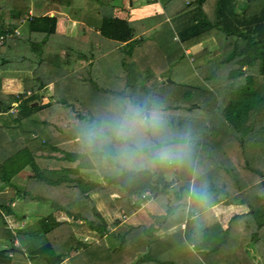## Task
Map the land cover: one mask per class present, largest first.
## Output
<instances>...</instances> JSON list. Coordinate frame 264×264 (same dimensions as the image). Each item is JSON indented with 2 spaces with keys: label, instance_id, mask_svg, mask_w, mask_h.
<instances>
[{
  "label": "trees",
  "instance_id": "trees-1",
  "mask_svg": "<svg viewBox=\"0 0 264 264\" xmlns=\"http://www.w3.org/2000/svg\"><path fill=\"white\" fill-rule=\"evenodd\" d=\"M33 1L67 8L75 34L55 31L54 15H28ZM146 3L161 12L129 20L113 13L123 0H0V70L36 69L44 85L55 79L40 91L38 77L24 76L21 93H0V185L23 201L48 203L99 237L82 246L67 221L47 214L31 243L14 246L21 232L7 228L3 210H11L0 199V240L10 245L0 246V264H58L64 257L69 264H250L246 246L264 261V0ZM206 39L216 41L219 56L210 61L205 49L192 55L198 87L157 79L154 71ZM189 90L196 95L185 97ZM131 105L158 110L188 145V161L170 166L173 184L158 165L129 171L109 162L116 172L103 174V183L78 174L87 156L100 158L85 148L83 130ZM27 167L19 189L11 180ZM91 195L125 216L149 199L158 211L109 232L119 221L107 225ZM216 203H243L248 211L221 229L208 209ZM179 224L183 229L161 238L149 231Z\"/></svg>",
  "mask_w": 264,
  "mask_h": 264
},
{
  "label": "rangeland",
  "instance_id": "rangeland-1",
  "mask_svg": "<svg viewBox=\"0 0 264 264\" xmlns=\"http://www.w3.org/2000/svg\"><path fill=\"white\" fill-rule=\"evenodd\" d=\"M132 1H133L131 2L132 5H129V0H123V6L122 8H120L121 10L118 7L114 8V15L117 17L129 18L132 16L139 17L142 15L155 12L154 6H157V5H153L154 3L152 4L146 3V0H132ZM237 2H235V8L239 7V3ZM134 6H139V8L133 10V8H135ZM160 10H161V7H160ZM49 13L51 14V16L54 15L56 17L55 31L59 33L64 32V31L69 32L71 33L70 34L71 36L75 34L77 23L73 21L72 19H70L67 13V8L61 7V6L49 5L45 2H39V1L31 2V9L29 10L28 15H42V14H49ZM168 24L171 27L172 25L175 26V23L173 20H169ZM173 39L177 41L176 35L174 36ZM195 45L189 49V52H186V53L184 52V57L178 58L176 60L169 62L161 70L154 71V74H156L157 79L161 80L162 78H165V79L170 78V81H174L176 84L183 85L184 88L191 87V89H193V87H198L202 83V81H201L200 76L196 74L195 71L190 66V60L192 58V55L195 52L205 49L208 51L207 57L210 58V61H211L212 59L219 56L218 54L219 45L216 43L215 40L214 41L204 40L200 43L199 46L195 47ZM207 72H209V69H207ZM28 73L29 72H26V71H1L0 70V82H3V86H6V85L10 86V82L15 80V79H12L11 77L13 78L18 77L20 78V81L22 84L23 77L28 76L29 75ZM34 73H36V69L34 70ZM34 75L38 77L40 87L43 85V86H46L48 89H50L51 87V84L49 85L50 82L44 85L38 73ZM22 88H23V84H22ZM192 95L193 96L196 95V92H194V90L192 91L189 90V92L185 93V97L192 96ZM43 101H45V99H43ZM13 106H15V104H13ZM16 108L17 107H14L13 109L16 110ZM86 159L87 161L91 162V165L95 168V170L93 171L87 170L89 171L87 172L88 174L82 171V173H84L83 174L84 177H88L91 180L97 179L98 181L103 183L104 182V178L102 177L103 174L112 176L116 172V169H112L110 165H107L106 163H104L100 158H96L90 155V156H87ZM158 170L165 182L171 183V184L174 183L176 177L173 172V169L170 166L158 165ZM26 175L27 173L26 174L21 173L20 175H18L17 182L23 181ZM150 197H152V194L150 195ZM0 199L4 201L5 205H8L10 210L15 215V216L11 215L12 214L11 213L9 215H4V217H5V222L7 224L8 229H11V231L15 234L19 233V231L21 232L20 236L17 238V243H21L22 246H25L27 243H31V241H33V239L35 238V235L40 231L39 229L40 219L39 218L44 217L48 212L51 211L50 210L51 208L49 207L48 203L23 201L20 198H17L16 195L14 196V189L12 187H8L6 185H0ZM149 200L150 201L142 208L145 211L150 206L151 199ZM70 206L72 207V203L70 204ZM52 213L55 215L56 220L61 221L62 219H64L62 215L63 212L56 213V211H53ZM104 215L106 218L109 219L108 214L104 212ZM136 220H141V218H139L136 213L133 214L132 217L129 219L121 218V223H120L121 225L119 224L120 226L118 225L116 227V230L117 231L125 230L127 225L131 224L132 222H135ZM142 220L145 221L143 217H142ZM71 231L77 239H80L81 242L82 241L90 242L91 240L98 239L97 236H95L92 232H89L87 230L84 224L72 222ZM22 233H26V235H23ZM0 246L1 247L5 246L6 249L10 248V245H7L5 241L0 242ZM58 251L61 253L60 248H57V252ZM247 256L250 261L257 259L262 262V259L257 252H253L249 250V252H247Z\"/></svg>",
  "mask_w": 264,
  "mask_h": 264
},
{
  "label": "clouds",
  "instance_id": "clouds-1",
  "mask_svg": "<svg viewBox=\"0 0 264 264\" xmlns=\"http://www.w3.org/2000/svg\"><path fill=\"white\" fill-rule=\"evenodd\" d=\"M171 134L158 110L131 105L83 130L85 148L104 163L129 171L156 165L183 166L189 159L184 138ZM193 193L195 189L193 188Z\"/></svg>",
  "mask_w": 264,
  "mask_h": 264
},
{
  "label": "crops",
  "instance_id": "crops-1",
  "mask_svg": "<svg viewBox=\"0 0 264 264\" xmlns=\"http://www.w3.org/2000/svg\"><path fill=\"white\" fill-rule=\"evenodd\" d=\"M130 1V5H132L131 4V2H132V0H129ZM152 4V3H151ZM153 5H157V6H159V4H153ZM121 6H123V5H121ZM157 6H154V10H155V12L154 13H150V14H146V15H142V16H139V17H129V18H127V19H129V20H131V19H137V18H140V17H144V16H148V15H152V14H155V13H159L161 10H160V6L159 7H157ZM135 8H133V10L134 9H138L139 8V6H134ZM159 8V9H158ZM120 9V8H119ZM121 10V9H120ZM132 10V9H131ZM157 10V11H156ZM113 13H114V11H113ZM48 15H51L50 13L48 14ZM115 16V15H114ZM117 17V16H116ZM56 18V17H55ZM117 18H122V17H117ZM125 18V17H124ZM61 34H64V35H67V36H71L70 34L71 33H69V32H61ZM207 41L209 40V41H211V40H213V39H206ZM214 41V40H213ZM201 43V42H200ZM200 43H197V45H195V47L196 46H199L200 45ZM190 48H192V46L190 47ZM190 48H188L187 50H185V53L186 52H189V49ZM219 53V52H218ZM40 62H43V61H40ZM48 63H50V62H48ZM52 64V63H51ZM59 68H61L64 72H63V74H65L66 73V70L63 68V67H61V66H58ZM29 75H28V77L29 76H31L32 74H36V73H34V71L32 72V73H28ZM62 74V75H63ZM12 79H15L14 81H11L10 82V86H8V85H6V86H3V82H0V93H3V94H14V95H16V94H19L20 92H22V84H21V81H20V78H18V77H16V78H13V77H11ZM55 80V79H54ZM53 81V80H52ZM52 81L49 83V85L52 83ZM46 89H48L46 86H41L40 87V91H45ZM43 99H45V101H46V98H43ZM43 99H42V102H45V101H43ZM37 103V102H36ZM13 107H16V106H13ZM13 110H15V109H13ZM112 168V167H111ZM113 169V168H112ZM173 169V168H172ZM87 170H95V168L91 165V162L90 161H87V159L85 158V159H83V161H82V164L79 166V168H78V174L80 175V177L81 178H83L84 180H88V179H90V178H88V177H84V173H82V171H84V172H86V174H88L87 172H89V171H87ZM23 174V172H20L18 175H20V174ZM29 174V168L27 167L26 169H24V174ZM17 175V176H18ZM17 176H16V179L14 180V178L11 180L12 181V183L13 184H15L16 185V187L17 188H19V189H22V187H23V185H24V181H25V178L23 179V181H21V182H17ZM103 177V176H102ZM14 180V181H13ZM91 180V179H90ZM97 180V179H96ZM96 180H93V181H96ZM98 181V180H97ZM90 198L93 200V205L95 206V208H96V210L98 211V213L103 217V219L106 221V223H107V225H110V224H112L114 221H119V224L121 223V213H122V209H117V210H115V211H111V212H109V211H107L106 210V208L104 207V205L97 199V197H96V195H91L90 196ZM149 201H145V202H143V203H141L140 204V208H135L134 210H132L131 211V213H130V215H128V216H124V219H129V218H131L132 217V215L133 214H137L138 215V217L139 218H141V220H136L135 222H132V223H139V222H142L143 220H142V217H143V219H145L146 221H149V220H151L152 218L151 217H153V215H155L156 213H157V211H158V209H157V207L153 204V202H151L150 203V206H149V208L145 211L144 209H142L147 203H148ZM101 206V207H100ZM150 208H151V210H150ZM10 209V208H9ZM141 209V210H140ZM209 210H210V212L213 214L212 215V218H213V220L214 221H216L218 224H219V226L221 227V229H225L226 227H227V224H228V221H229V219L232 217V216H234V215H240V214H244V213H246L247 211H248V208L246 207V205L245 204H241V203H229V204H222V203H216V204H213L210 208H208ZM51 211L50 212H48L47 214H51V215H53L54 216V218L56 219V217H55V215L52 213L53 211H56V213H61V211H57V210H53L52 208L50 209ZM104 212L106 213V214H108V216H109V219L108 218H106L105 217V215H104ZM12 213V214H11ZM9 214H11V215H14V213L12 212V211H9V213H5V211L3 210V215H9ZM46 214V215H47ZM45 215V216H46ZM63 215V217H64V219H62V220H64V221H67L69 224H70V230H71V224H72V222H77V223H80V224H84L83 222H81L80 220H78V219H76V220H74V219H72L71 217H68V216H66L64 213L62 214ZM15 216V215H14ZM135 216V215H134ZM224 216V217H223ZM220 217V218H219ZM41 218H43V217H40L39 219H41ZM112 218V219H111ZM225 218V219H224ZM123 219V218H122ZM224 219V220H223ZM131 223V224H132ZM118 224V225H119ZM85 225V224H84ZM117 225V226H118ZM121 225V224H120ZM119 225V226H120ZM86 226V225H85ZM117 226H114V227H112V228H110L109 229V232H111V231H114V232H119V231H117L116 230V227ZM87 228V227H86ZM127 228V227H126ZM125 228V229H126ZM179 229H183V225L182 224H179V225H176V226H174V227H172V228H170L167 232H164V231H161L160 229H158V230H154V229H152V228H149V231L153 234V235H155L156 237H158V238H161V237H163L165 234H167V233H172V232H174V231H177V230H179ZM89 232H92L95 236H97V238L98 239H96V240H91L90 242H85V241H82L81 243H82V246L84 245V243L85 244H87V243H91V242H97L98 240H99V237H98V234L96 233V232H94V231H91V230H89V229H87ZM72 232V231H71ZM73 234V233H72ZM74 236V235H73ZM75 237V236H74ZM76 238V237H75ZM77 239V238H76ZM104 241H105V238H102ZM109 239V238H108ZM77 240H80V239H77ZM0 242H3L2 240H0ZM17 244H18V246H19V243H17V238H14V240H13V245L14 246H17ZM58 248V247H57ZM57 248H56V252H57ZM60 250H61V253L64 255L65 254V251L62 249V248H60ZM246 250L249 252V250L250 251H253V252H257L258 253V251L256 250V248L254 247V246H246ZM58 253H60L59 251H58ZM259 254V253H258ZM7 255H10V251L7 253ZM260 256V255H259ZM261 257V256H260ZM262 259V258H261ZM249 262H250V264H264V261L262 260V262L260 261V260H249ZM58 264H69V262H68V260H67V258L66 257H64L63 259H62V261L61 262H59ZM141 264H150V263H141Z\"/></svg>",
  "mask_w": 264,
  "mask_h": 264
},
{
  "label": "water",
  "instance_id": "water-1",
  "mask_svg": "<svg viewBox=\"0 0 264 264\" xmlns=\"http://www.w3.org/2000/svg\"><path fill=\"white\" fill-rule=\"evenodd\" d=\"M129 5H130V1H129ZM166 81H170V79H166ZM36 104V102H32L31 103V105H35ZM82 244V243H81ZM19 251H21L22 252V250L21 249H19Z\"/></svg>",
  "mask_w": 264,
  "mask_h": 264
},
{
  "label": "built area",
  "instance_id": "built-area-1",
  "mask_svg": "<svg viewBox=\"0 0 264 264\" xmlns=\"http://www.w3.org/2000/svg\"><path fill=\"white\" fill-rule=\"evenodd\" d=\"M142 196V195H141ZM135 198H132V200H134ZM125 215H123V213H121V218H124Z\"/></svg>",
  "mask_w": 264,
  "mask_h": 264
}]
</instances>
